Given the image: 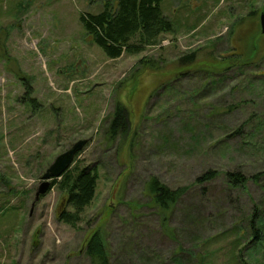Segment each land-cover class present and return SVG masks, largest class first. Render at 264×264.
Masks as SVG:
<instances>
[{
	"label": "rangeland",
	"instance_id": "rangeland-1",
	"mask_svg": "<svg viewBox=\"0 0 264 264\" xmlns=\"http://www.w3.org/2000/svg\"><path fill=\"white\" fill-rule=\"evenodd\" d=\"M105 1L0 0V264H93L84 248L96 229L109 264H264V0H162L172 32L117 58L79 20ZM234 53L250 64L216 76L195 64ZM117 106L130 133L109 139ZM80 138L89 141L75 163H96L99 176L71 226L56 216V186L34 199L45 168ZM208 169L248 180L192 185ZM151 176L188 189L161 212L145 194Z\"/></svg>",
	"mask_w": 264,
	"mask_h": 264
},
{
	"label": "trees",
	"instance_id": "trees-1",
	"mask_svg": "<svg viewBox=\"0 0 264 264\" xmlns=\"http://www.w3.org/2000/svg\"><path fill=\"white\" fill-rule=\"evenodd\" d=\"M161 3L162 0H116L115 3L106 0L100 11L94 13L81 12L79 20L85 32L91 36L92 41L102 49L105 55L109 58H117L123 53H138L146 46H155L160 43L161 34L172 32V21L163 13ZM234 54L233 57L222 60L214 58L218 60V63L215 60L194 63L201 65L199 67H204L207 70V76H216L213 74L216 73L214 70L216 68L219 71L232 66L242 67L250 64L249 61L252 56H245L244 58L241 53ZM191 60V54L179 58L180 62H191ZM139 62L147 61L140 59ZM24 86L23 97L36 110L40 104L31 96L32 87L28 83H24ZM123 112L121 107H116L105 131L109 139H112L117 133L129 135L130 130L127 128L129 124L126 122L127 119ZM79 152L76 153L75 157ZM75 157L69 168L59 177L50 180L49 187L50 190L56 186L61 195L56 213L58 220L71 226H75L81 220L82 212L93 200L99 176L96 163L81 166L79 163H75ZM218 177L224 178L229 187H242L248 180V176L239 170L208 169L196 177L192 185ZM250 177L258 178L257 175ZM187 189L188 187L170 188L157 177L151 176L146 183L145 194L149 197L152 207L165 212L177 203ZM258 211L257 207L254 208L248 220L249 236L254 238L253 242L259 240L258 236L262 231V221ZM34 242L37 243L36 240ZM107 244L106 237L100 230L96 229L87 236L84 253L90 257L93 264H109L110 257Z\"/></svg>",
	"mask_w": 264,
	"mask_h": 264
},
{
	"label": "water",
	"instance_id": "water-1",
	"mask_svg": "<svg viewBox=\"0 0 264 264\" xmlns=\"http://www.w3.org/2000/svg\"><path fill=\"white\" fill-rule=\"evenodd\" d=\"M259 23L261 32L264 34V4L262 5V9L259 14ZM88 141V138L77 139L70 145L69 148L57 154L53 158L40 176V183L35 193L34 200H37L40 195L49 190L50 180L52 178L59 177L67 168H69V166H71L76 153L81 151Z\"/></svg>",
	"mask_w": 264,
	"mask_h": 264
}]
</instances>
